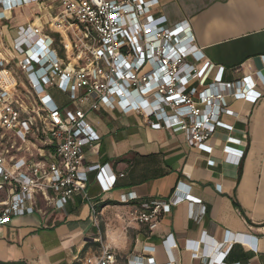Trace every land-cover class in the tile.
<instances>
[{
  "label": "built area",
  "instance_id": "2783aa9c",
  "mask_svg": "<svg viewBox=\"0 0 264 264\" xmlns=\"http://www.w3.org/2000/svg\"><path fill=\"white\" fill-rule=\"evenodd\" d=\"M57 2V13L43 14L42 0H0V224L48 208L64 209L77 194L90 199L85 150L101 140L88 119L90 112L140 113L152 127L182 131L190 146L210 154L216 130L234 128L221 118L237 116L228 98L255 103L263 94L251 74L225 80V67L206 60L193 44L188 23L157 22L153 10L160 0ZM29 6L36 11L31 20L13 24L15 12ZM257 77L264 84L261 72ZM54 89L67 99L58 101ZM245 145L229 136L225 161L239 164ZM97 178L104 191L115 183V177L106 178L105 166ZM123 197L126 203L138 198L135 192ZM181 202L190 204L192 219L206 216L203 200L192 194L190 184L180 182L168 198L136 206L129 221L153 230L160 216ZM90 206L98 225L96 205ZM239 239L227 235L212 260L203 253L206 264H223L225 247ZM168 240H163L170 254L166 263L155 260V246L145 245L129 254L125 264H175L172 249L177 243ZM249 244L256 246L257 240ZM76 260L121 264L109 244Z\"/></svg>",
  "mask_w": 264,
  "mask_h": 264
},
{
  "label": "crops",
  "instance_id": "0c3cea01",
  "mask_svg": "<svg viewBox=\"0 0 264 264\" xmlns=\"http://www.w3.org/2000/svg\"><path fill=\"white\" fill-rule=\"evenodd\" d=\"M22 11L15 12L13 24L30 20V13L18 20ZM153 12L164 25L188 23L193 44L206 60L225 67V80L251 74L262 96L255 103L228 98L237 116L221 118L234 128L216 130L209 141L210 154L190 146L182 131L152 127L140 113L93 111L101 140L85 150L90 199L77 194L64 209L48 208L43 214L14 216L0 224V261L79 264L77 256L99 252L105 243L100 229L95 231L93 202L97 217L108 225V244L123 258L121 264L145 245L155 246V260L166 263L170 254L163 240L168 236L169 243H177L172 249L175 264H206L203 253L217 258L216 246L227 235L241 239L225 247L223 264H264V84L257 77L258 72L264 77V0H160ZM52 94L60 102L67 99L56 89ZM229 136L246 144L239 164L225 161L223 148ZM209 159L215 165H209ZM103 166L108 180L115 177L107 191L97 178ZM180 182L190 184L192 194L206 204L204 218L192 219L190 204L181 202L162 214L153 230L129 221L136 206L168 198ZM128 192L138 198L124 202ZM107 200L117 204L102 205ZM251 239L257 240L256 246L249 244Z\"/></svg>",
  "mask_w": 264,
  "mask_h": 264
},
{
  "label": "rangeland",
  "instance_id": "374dc122",
  "mask_svg": "<svg viewBox=\"0 0 264 264\" xmlns=\"http://www.w3.org/2000/svg\"><path fill=\"white\" fill-rule=\"evenodd\" d=\"M42 2L43 3L41 4V6H40L41 8L40 9L42 10L43 14L46 13L47 10L52 12L53 14L57 13V11L59 10V4H58L57 0H42ZM38 9L39 8L36 7L37 11H38ZM22 12H23V17H18V20H24L27 17V15H29V13H30V17L32 18L31 15L35 14L36 11H35V9L33 10L32 6H29V7L23 8ZM31 18H30V20H31ZM44 26L47 28V25L44 24ZM94 114H96V113L90 112L88 114V119L91 121V123L93 125H95V123H96L95 120H92V118H94ZM94 225H95V231L97 230V228H99L100 229V233L103 235L101 241H103L105 244H108L109 241H107L108 238H107V235L105 233L106 232V228H108V225L105 224V221H103L101 219V217H98V225L96 223H94ZM100 244H102V243H100ZM120 260H121V263H122L123 258H120Z\"/></svg>",
  "mask_w": 264,
  "mask_h": 264
},
{
  "label": "trees",
  "instance_id": "16d2710c",
  "mask_svg": "<svg viewBox=\"0 0 264 264\" xmlns=\"http://www.w3.org/2000/svg\"><path fill=\"white\" fill-rule=\"evenodd\" d=\"M106 204H117V202L116 201H113V200H107L102 205H106ZM0 264H27V263L24 262V261H14V260H11V261H0Z\"/></svg>",
  "mask_w": 264,
  "mask_h": 264
}]
</instances>
